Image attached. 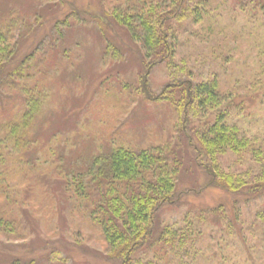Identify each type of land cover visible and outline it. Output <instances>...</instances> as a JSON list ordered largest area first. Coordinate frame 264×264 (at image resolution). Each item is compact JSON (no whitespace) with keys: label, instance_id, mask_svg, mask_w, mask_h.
Here are the masks:
<instances>
[{"label":"rangeland","instance_id":"obj_1","mask_svg":"<svg viewBox=\"0 0 264 264\" xmlns=\"http://www.w3.org/2000/svg\"><path fill=\"white\" fill-rule=\"evenodd\" d=\"M198 1L192 0L191 6ZM237 3H209L214 22L205 17L197 23L191 18L175 22L174 60L147 68L139 42L108 18L99 23V15L114 2L0 0V18L21 35L17 60L10 67L17 68L25 55L33 53L34 66L24 67L32 73L44 70L47 93L26 154L28 167L35 168L28 173V188L21 189L32 197L27 212H20L25 218L19 230L26 237L0 234V264H10L15 257L34 264H119L98 227L89 221L86 205H82L85 212L75 209L62 196L58 180L119 143L134 148L168 144L178 146V151L183 146L188 158L183 160L176 190L184 194L173 205L163 206L159 222L177 228L192 221L201 231L198 244L190 248L195 257L188 256L185 264H264V195L246 201L209 184L179 125L175 127L180 121L175 108L166 101L147 100L142 91L143 78L147 90L159 93L167 83L187 78L189 71L195 81L216 77L228 96L223 105L227 120L248 135L262 136L264 11L255 16L251 5L242 9ZM18 81L0 86V137L3 123L24 108ZM213 112L205 114L209 122L215 118ZM194 126L203 128L204 121L197 118ZM218 161L226 173L259 170L249 152L228 151ZM42 170L48 182L37 179ZM214 209L216 213L211 212ZM136 257L146 262L154 255L143 248Z\"/></svg>","mask_w":264,"mask_h":264},{"label":"trees","instance_id":"obj_2","mask_svg":"<svg viewBox=\"0 0 264 264\" xmlns=\"http://www.w3.org/2000/svg\"><path fill=\"white\" fill-rule=\"evenodd\" d=\"M106 1L114 4L99 15V23L108 18L139 42L145 59L143 64L148 68L174 60L178 51L175 22L191 18L197 23L204 17L214 22L213 10L207 9V5L214 1L219 6L228 0H199L194 6H191L192 0ZM237 4L242 9L251 5L255 16L264 11V0H238ZM19 36L20 31L15 32L11 23L0 18V86L16 85L19 80L18 93L24 105L3 123V136L0 137V234L16 239L26 237L19 230L25 218L20 212H27L28 200L32 197L21 189L28 188L31 182L28 173L35 170L31 165L28 167L30 161L26 154L34 142L35 120L47 97L43 88L44 70L39 69L37 73L35 69L32 73V69L24 67L25 63L34 66L33 53L25 55L20 60L23 64L19 63L17 68L10 67L17 60ZM191 73L189 71L185 79L167 83L159 93L147 90L143 78L145 98L166 101L175 108L180 120L175 127L179 125V133L191 147L193 160L204 168L209 184L243 196L241 198L246 201L264 195V134L248 135L227 120L228 113L223 105L228 96L221 90L218 78L195 81ZM208 111H214L212 122H209L210 117H205ZM197 118L204 121L203 128L194 126ZM177 148L168 144L134 148L119 143L104 154H95L85 168L76 166L59 175L62 196L77 210L86 205L89 221L98 227L111 256L119 264H185L188 256H194L190 253L191 245L198 244L202 233L192 226V221L186 227L177 228L162 226L159 222L163 206L173 205L184 194H179L176 188L183 160L188 156L183 146L179 151ZM228 151L249 152L259 166L258 172H223L218 160ZM36 177L48 182L44 170ZM33 189L31 185L30 193ZM211 212L216 213L217 209ZM143 248L154 255L146 262L136 257ZM19 259L15 257L10 264H34L33 260L19 262Z\"/></svg>","mask_w":264,"mask_h":264}]
</instances>
